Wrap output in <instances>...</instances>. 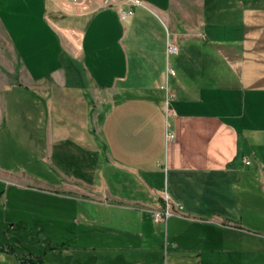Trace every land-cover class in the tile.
<instances>
[{"label":"crops","instance_id":"obj_1","mask_svg":"<svg viewBox=\"0 0 264 264\" xmlns=\"http://www.w3.org/2000/svg\"><path fill=\"white\" fill-rule=\"evenodd\" d=\"M72 1L80 8L69 10ZM97 2L0 0L10 45L0 59V122L5 111L13 114L18 91L40 112L57 87L69 97L87 93L96 153L107 168L91 191H106L112 206L152 214L167 189L187 214L173 221L174 236L192 225L213 230V241L223 243L206 264H233L227 240L264 239V0H140L126 19L119 11L130 2L95 8ZM19 11L27 13L25 26ZM55 16L81 21L76 41ZM13 27L26 33L18 79L7 59L14 53L19 62ZM168 40L176 54H168ZM244 254L236 264H264V246ZM0 260L24 262L12 249Z\"/></svg>","mask_w":264,"mask_h":264},{"label":"rangeland","instance_id":"obj_2","mask_svg":"<svg viewBox=\"0 0 264 264\" xmlns=\"http://www.w3.org/2000/svg\"><path fill=\"white\" fill-rule=\"evenodd\" d=\"M118 1L100 0L95 8ZM70 3L69 10L80 8ZM16 16L17 23L25 26L27 13L19 11ZM54 19L55 23L62 20V27L69 32L67 38L76 41L75 29L81 21L63 16ZM21 34L13 27L19 62L14 53L7 56L15 79L23 75L25 67L20 65H26V33ZM8 48L0 24V59ZM49 51L54 61L56 53ZM5 69L0 67V73ZM79 79L84 81L82 75ZM18 92L23 95L14 93L13 114L5 111L0 122V252L12 249L23 264H206L210 255L218 259L223 241H213L218 237L213 230L192 225L177 237L173 221L183 217L157 221L154 212L112 206L106 191L99 192L101 195L91 191V185L105 180L107 168L104 158L96 153L87 93L69 97L60 87L55 88L48 107L47 100H42L43 118L44 112L32 107L31 97ZM81 136L83 140H79ZM158 200L161 210V194ZM186 222L180 228H187ZM239 238L225 244L236 254L233 264L247 260L244 253L254 246H264L260 236ZM0 264L7 262L0 260Z\"/></svg>","mask_w":264,"mask_h":264},{"label":"built area","instance_id":"obj_3","mask_svg":"<svg viewBox=\"0 0 264 264\" xmlns=\"http://www.w3.org/2000/svg\"><path fill=\"white\" fill-rule=\"evenodd\" d=\"M130 2V6L126 9L120 10V16L122 19L129 18L134 15V9L133 6L140 4V0H126ZM167 52L168 54H176L178 52V46L172 41L168 40L167 43ZM169 72L171 74H175V70L170 68ZM170 111L168 110V113ZM169 138H173L172 133H168ZM247 163L249 164L250 161L247 160ZM161 197L163 199V205L161 207V210L157 209L154 210L155 218L157 221H161L163 219H166V221L172 217V216H179V217H187V214L184 211V206L181 202L176 201L170 194V192L167 189H164L161 191Z\"/></svg>","mask_w":264,"mask_h":264}]
</instances>
